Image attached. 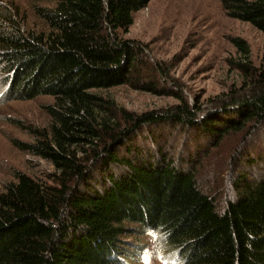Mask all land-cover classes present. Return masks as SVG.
<instances>
[{"label":"trees","instance_id":"trees-1","mask_svg":"<svg viewBox=\"0 0 264 264\" xmlns=\"http://www.w3.org/2000/svg\"><path fill=\"white\" fill-rule=\"evenodd\" d=\"M51 1L35 7L48 28L42 31L24 28L0 5V74L8 93L54 97L45 106L49 128L33 130L35 142H14L55 167L51 183L17 172L0 192V264H123L126 222L155 232L168 264H264V174H243L235 198L222 205L198 183L196 168L175 167L162 148L157 161H135L134 147L126 148L136 131L159 122L199 124L205 138L220 141L264 122V95L257 101V92H231L228 106L198 121V108L186 102L161 112L126 111L102 91L125 84L161 90L139 70L143 65L150 72L146 45L124 36L134 12L151 0ZM221 4L229 17L264 33V0ZM235 42L241 50L236 65L245 74L256 70L247 42ZM250 86L264 89V70ZM111 163L128 171L108 170L107 186L91 187L93 171Z\"/></svg>","mask_w":264,"mask_h":264},{"label":"rangeland","instance_id":"rangeland-1","mask_svg":"<svg viewBox=\"0 0 264 264\" xmlns=\"http://www.w3.org/2000/svg\"><path fill=\"white\" fill-rule=\"evenodd\" d=\"M52 4L51 0H0V5L11 8L24 28L38 31L47 27L37 16L35 7ZM133 18L124 36L146 45L144 61L150 72L143 65L139 70L144 74L142 78L153 79L161 90L149 91L125 84L102 91L126 111L161 112L186 102L198 108V121L228 106L231 92L248 97L257 92V101L264 95V89L248 87L264 70V33L248 22L229 17L221 0H151L134 12ZM235 39L247 42L256 70L245 74L236 65L241 50ZM3 81L0 74V192L17 180V172L51 183L54 165L19 148L14 140L35 142L37 135L33 130L49 128L51 119L45 106L52 104L54 97L13 98ZM198 125L147 124L134 133V143L127 142L126 148L134 147L130 155L135 161L153 162L158 160L162 148L161 154L168 156L175 167L196 168L197 181L204 191L218 197L222 205H228L236 196L238 178L244 174L254 179L264 174V122L257 126L253 123L242 132H229L215 142L205 138ZM153 135L159 136V140ZM126 148L121 153L129 156ZM104 169L99 165L91 174L89 185L94 189L107 186L102 180L104 172L128 171L123 163H111ZM124 227L128 231L120 237L124 240L127 260L123 264H168L162 259L163 251L159 250L155 232L131 222H126Z\"/></svg>","mask_w":264,"mask_h":264}]
</instances>
